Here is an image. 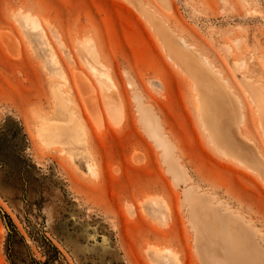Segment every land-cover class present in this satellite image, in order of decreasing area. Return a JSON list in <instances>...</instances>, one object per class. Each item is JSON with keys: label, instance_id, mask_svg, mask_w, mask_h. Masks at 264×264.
I'll use <instances>...</instances> for the list:
<instances>
[{"label": "rangeland", "instance_id": "rangeland-1", "mask_svg": "<svg viewBox=\"0 0 264 264\" xmlns=\"http://www.w3.org/2000/svg\"><path fill=\"white\" fill-rule=\"evenodd\" d=\"M192 67L238 105L250 165L202 124ZM260 98L264 0H0V264H264Z\"/></svg>", "mask_w": 264, "mask_h": 264}, {"label": "bare ground", "instance_id": "bare-ground-1", "mask_svg": "<svg viewBox=\"0 0 264 264\" xmlns=\"http://www.w3.org/2000/svg\"><path fill=\"white\" fill-rule=\"evenodd\" d=\"M179 56L180 55H178L177 53H173V58L176 60V62L183 63L182 59ZM193 70L196 72V75H197L196 77L200 81L205 83L207 86H209L206 89V96L204 98V101L201 100L202 104H203V109H201V111H200L202 121H203L202 124L206 127V129L208 127L207 130L210 131V135L212 136V138L216 142L217 146L222 151L230 154L232 157L236 158L237 161L250 165V163L248 161L244 160L242 157V155L243 156L249 155L248 154L249 152L246 155H245V153L251 149V146L248 145V143H246L245 140H242V138L239 137L241 134V129H240L239 124L242 121V119H241L242 116L240 114V109H239L238 105L235 106L233 104L234 106L232 107V104H231L229 97H228V100H229L230 105H231V107H230L231 109H229V107H228L227 109H229V110L223 111L224 105H223V107H221V111H220V106H219V109H217L218 103L216 105L215 104L216 100H213V98L216 97V99H217V97H218L217 95L220 92L221 88L219 87V85L217 83H215L211 79L210 76H209L210 78L209 77L206 78V75L203 74L204 70H201L200 68L198 70L193 68ZM218 87H219V89H218ZM222 89H224V88H222ZM81 90H82V87H81ZM81 90L78 93V95L80 94L79 97H80V100L82 102L81 105H83L86 112L88 111L92 115L97 114L99 103L97 104V101H96L97 98L93 94V92H92L93 90L87 89L85 92H83V91L81 92ZM208 91H209V93L207 95ZM220 94H221V92L219 93V95ZM227 94H229V92ZM224 96L225 95H223V97ZM207 97H209V104H208V102H206L207 101L206 99H208ZM210 97H211V100L215 101V102H210ZM230 97H232L231 94H230ZM218 98L220 99V97H218ZM231 99L233 100V98H231ZM222 101H223V99H222ZM224 102H223V104L227 103L225 100H224ZM235 103H237L236 99H235ZM103 104L105 105L104 108H106L105 110L108 111L109 115L113 116V115H115V113L117 114V112H116L118 110V106L116 105L117 103L113 102L110 99H104ZM227 105H226V107H227ZM222 108H223V110H222ZM257 109H258V112L260 115V120L263 121V124H264V98L259 99ZM218 111H220V112H218ZM231 113H232L233 119H228L227 117L229 116V114L231 117ZM143 118L141 117V119H143L142 121H144V124H145L149 134L152 135L153 138L155 137L156 140L157 139L160 140V144L164 145L166 142L163 143L164 141L161 139L162 137H160L161 133L159 130V126L157 125V121L147 111L145 113H143ZM70 132L71 131H69L67 128L57 126L56 124H52V122H45L39 128V136H40L42 141L48 142L49 144L54 142L52 144H60L62 146H67L69 148H73V147L77 146V143L73 141V138H72V135L70 134ZM164 146H166V145H164ZM168 150L166 149V152ZM237 151L242 152L243 154L239 155L238 153H236ZM166 152H165V154L167 155ZM168 155H169V152H168ZM168 155H167V157H168ZM256 156L253 157V159L254 158L256 159L257 158ZM245 158H247V157H245ZM195 202H197V200ZM195 205L196 204H193V203L191 204V206H195ZM201 209H202V207H201ZM192 210H193V208H192ZM193 212L195 213L194 210H193ZM194 213L192 214L193 216H194ZM239 250L241 252V248H239Z\"/></svg>", "mask_w": 264, "mask_h": 264}, {"label": "trees", "instance_id": "trees-1", "mask_svg": "<svg viewBox=\"0 0 264 264\" xmlns=\"http://www.w3.org/2000/svg\"><path fill=\"white\" fill-rule=\"evenodd\" d=\"M3 217L6 218L7 221H8V223H9V225H10L12 228H14V226H13V224H12L10 218L8 217V215H7V214H4Z\"/></svg>", "mask_w": 264, "mask_h": 264}, {"label": "water", "instance_id": "water-1", "mask_svg": "<svg viewBox=\"0 0 264 264\" xmlns=\"http://www.w3.org/2000/svg\"><path fill=\"white\" fill-rule=\"evenodd\" d=\"M0 214L3 215L2 210L0 209ZM3 217V216H2ZM4 218V217H3Z\"/></svg>", "mask_w": 264, "mask_h": 264}]
</instances>
